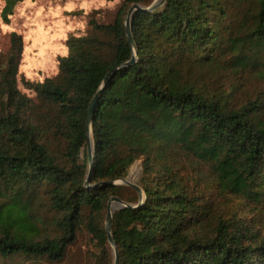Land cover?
Instances as JSON below:
<instances>
[{"label":"trees","instance_id":"obj_1","mask_svg":"<svg viewBox=\"0 0 264 264\" xmlns=\"http://www.w3.org/2000/svg\"><path fill=\"white\" fill-rule=\"evenodd\" d=\"M153 1L125 0L112 24L71 35L59 74L43 81L20 74L24 40L11 34L0 61L1 258L61 261L85 231L98 264H115L106 216L116 196L137 206L112 215L118 264H264V236L237 211L217 214L185 175L206 167L219 195L264 209V87L238 97L249 76L264 81V0H165L150 11ZM134 4L145 9L131 16V45ZM138 160L141 195L109 184Z\"/></svg>","mask_w":264,"mask_h":264},{"label":"rangeland","instance_id":"obj_2","mask_svg":"<svg viewBox=\"0 0 264 264\" xmlns=\"http://www.w3.org/2000/svg\"><path fill=\"white\" fill-rule=\"evenodd\" d=\"M160 1L154 0L151 5ZM124 2L125 0H23L17 2L11 11L6 12L4 10L7 5L6 0H0V61L5 59L10 48L11 34L17 33L24 40L20 74L36 82L56 77L59 74V57L68 54V38L71 35L80 37L93 35L94 31L90 25L92 20L101 24H112ZM232 10H235V15H239L237 9L232 8ZM233 19L234 17L225 24H232ZM39 31H43V38L37 36ZM18 81L20 91L38 101L37 95L22 85L20 77ZM263 87L264 81L257 79L254 75L249 76L245 87L239 93V100L243 102L247 95ZM142 165L143 160L135 162L124 178L133 179L132 183L138 185L142 176ZM137 171L138 175L133 178V174ZM198 173L204 178H198L196 176ZM185 175H189L191 185L196 184L201 189L207 188L206 196L212 201L217 214L232 216L237 211L240 217L252 224L255 230L264 236L263 207L260 206L261 210L242 209V203L239 200L219 195L216 183L213 185L210 182L211 171L209 172L206 167L199 165L189 167V172ZM116 183L127 186L119 181ZM113 207L117 210L121 208V205L114 204ZM52 216V213L40 212L43 220H48ZM100 253L98 244L91 243L87 233L82 231L61 261L54 262L47 257L34 258L18 255L9 259L0 257V264H98Z\"/></svg>","mask_w":264,"mask_h":264},{"label":"water","instance_id":"obj_3","mask_svg":"<svg viewBox=\"0 0 264 264\" xmlns=\"http://www.w3.org/2000/svg\"><path fill=\"white\" fill-rule=\"evenodd\" d=\"M165 0H161L159 3H155L153 5H151L150 7H148L147 9L150 10V11H153L155 9H157L158 7H160L163 3H164ZM145 8H142L140 5L138 4H134L130 10L128 11L127 13V16H126V22H125V27H126V33H127V36H128V39H129V42L131 45L134 44V41H133V36H132V33H131V28H130V20H131V16L133 14L134 11H137V10H144ZM134 62V60H131L129 64H132ZM110 77V74L106 77L105 81L104 82H107L108 78ZM101 91L98 92V94L95 96L92 104H91V107L89 109V113H88V126H89V134H91V114H92V110H93V107L95 105V102L99 96V93ZM88 159L89 161L92 163V160H93V146H92V142L88 145ZM121 182L122 184L124 185H127L129 187H132L133 189H135L138 193H142V190L140 189V187L130 181H128L127 179L125 178H120V179H117L115 181H111L109 182V184H112V185H118L116 182ZM89 183V179L87 181ZM143 201H142V196H140V203L139 204H142ZM114 204H118V205H121V207H127V208H136L137 206H132V205H129V204H126L124 202H122L118 197L114 196L110 199L109 203H108V212H107V216H106V232H107V235H108V242L110 243V245L114 248V256H115V264H118V257H117V254H116V249H115V246H114V241H113V238H112V234H111V229H112V215H113V212L115 209H113L114 207Z\"/></svg>","mask_w":264,"mask_h":264},{"label":"bare ground","instance_id":"obj_4","mask_svg":"<svg viewBox=\"0 0 264 264\" xmlns=\"http://www.w3.org/2000/svg\"><path fill=\"white\" fill-rule=\"evenodd\" d=\"M138 170V169H137ZM138 171L137 172H135L134 174H133V178H134V176H137L138 175ZM133 180V179H132ZM132 180H128V181H130V182H132ZM114 209V208H113Z\"/></svg>","mask_w":264,"mask_h":264}]
</instances>
